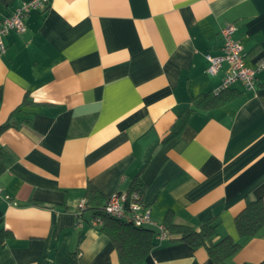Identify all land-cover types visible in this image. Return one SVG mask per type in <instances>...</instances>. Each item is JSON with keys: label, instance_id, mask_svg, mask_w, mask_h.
Instances as JSON below:
<instances>
[{"label": "crops", "instance_id": "0c3cea01", "mask_svg": "<svg viewBox=\"0 0 264 264\" xmlns=\"http://www.w3.org/2000/svg\"><path fill=\"white\" fill-rule=\"evenodd\" d=\"M24 1L0 0V22ZM226 24L254 68L264 0H51L24 33L4 36L0 264H121L91 214L78 227L75 210L89 187L105 201L136 177L156 225L218 219L220 238L241 240L237 215L248 200L264 204V71L255 91L237 82L220 105H193L221 88L228 66L209 76L207 56L222 55ZM152 229L141 264H214ZM230 264H264V227Z\"/></svg>", "mask_w": 264, "mask_h": 264}, {"label": "trees", "instance_id": "16d2710c", "mask_svg": "<svg viewBox=\"0 0 264 264\" xmlns=\"http://www.w3.org/2000/svg\"><path fill=\"white\" fill-rule=\"evenodd\" d=\"M228 91L229 89L200 95L195 98L193 105L203 108L216 107L222 103L223 95ZM25 102H28V97H25ZM193 111V107H190L180 116L173 126V131H176V134L186 125ZM10 126L11 124L7 122L0 129H7ZM144 188V185L136 177L126 192L127 201L129 202L128 198L133 193L138 194L140 202L143 201ZM84 200L85 206L83 209H79L78 217L84 220L86 213H90L93 217V224L94 221L99 222L94 227L112 240L118 250L121 264H141L154 246L155 231L152 229L154 226L137 227L125 220L108 215L105 212L108 199L102 201V197L93 187L88 188L87 197ZM93 201H97L98 204L93 203ZM77 211L78 207H76L75 213ZM235 223L241 239L239 242L230 236L219 237L218 219H211L192 226L176 224L170 215H167L164 220L168 239L186 242L194 249L204 248L214 264H230L243 246L256 237L264 227L263 200H248L245 208L237 215Z\"/></svg>", "mask_w": 264, "mask_h": 264}, {"label": "built area", "instance_id": "2783aa9c", "mask_svg": "<svg viewBox=\"0 0 264 264\" xmlns=\"http://www.w3.org/2000/svg\"><path fill=\"white\" fill-rule=\"evenodd\" d=\"M51 0H28L24 1L12 13L0 22V51L5 52L6 47L3 41L7 34L24 33L26 31L25 18L32 11L45 12L50 6ZM237 27L234 24H226L221 30L223 40V53L221 56L213 57L208 55L209 66L206 73L209 76H216L224 65L228 66L221 88L218 91L230 89L237 82H241L248 90L255 91L257 76L264 71V57L260 58L254 68L246 65V54L241 42L235 39ZM2 190L0 188V197ZM139 196L133 193L127 201L126 192L112 194L106 203L105 212L113 217L127 221L137 227L152 225L156 228V235L159 240L168 239V231L164 225H156L151 219L149 207ZM127 203V205H126ZM85 206V200L78 203L77 217L78 227H82L83 220L80 219V210ZM80 209V210H79ZM98 221H94L97 225Z\"/></svg>", "mask_w": 264, "mask_h": 264}]
</instances>
